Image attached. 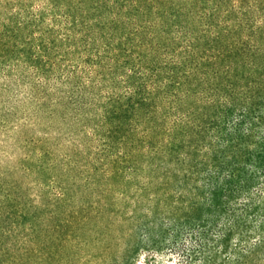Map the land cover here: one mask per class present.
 Instances as JSON below:
<instances>
[{"label":"trees","instance_id":"obj_1","mask_svg":"<svg viewBox=\"0 0 264 264\" xmlns=\"http://www.w3.org/2000/svg\"><path fill=\"white\" fill-rule=\"evenodd\" d=\"M37 1L41 34L27 33L16 11V26L0 27V78L57 104L70 86L76 120H94L98 134L82 165L64 158L66 171L48 151L28 158L30 172L49 170L47 182L66 204L47 207L41 219L32 212V227L39 222L44 233L34 232L36 247L25 255L40 256L47 245L49 258L73 251L129 264L144 250L131 227L148 233L157 222L168 235L193 234L189 252L177 248L186 264L205 233L222 240L224 222L261 223L264 0ZM8 39L13 44L3 45ZM77 184L89 190L74 192ZM0 190V220L17 227L28 215L22 197L8 185ZM50 213L55 223L46 225ZM253 246L238 264L264 262V242ZM5 247L0 264H21Z\"/></svg>","mask_w":264,"mask_h":264},{"label":"rangeland","instance_id":"obj_2","mask_svg":"<svg viewBox=\"0 0 264 264\" xmlns=\"http://www.w3.org/2000/svg\"><path fill=\"white\" fill-rule=\"evenodd\" d=\"M38 3L37 0L28 1V3L23 0H0V12H2L0 27L2 28L4 25L3 29H9L11 26L14 28L18 21L14 15L16 11L21 15V20L24 21V30L27 33L38 30L40 32L38 34H41L44 30L40 27L41 22L36 19L38 23L35 24L32 16L36 14L32 11L35 10L34 6ZM13 41L5 40L3 45L13 44ZM20 43H22L21 40L18 44ZM33 44L37 46L39 41ZM0 65L2 66L1 62ZM19 83L14 79L0 78V184L2 186L8 185L10 188H15L16 192L18 191L13 195L20 194L22 197L20 202L26 208L23 213L28 215L26 218H21L17 227L11 226L9 220H0L4 229L0 234V245L6 246L5 248H8L12 253L11 255L18 258L21 264H105L90 261L88 257L80 258L73 251L67 256L60 257L57 255L49 258L42 251L46 250L47 245H40V256L31 257L24 254L25 250L35 245V242L30 239L34 232L40 233L39 222L36 225V230L35 226L32 227L35 225L32 223V212H36L35 215L38 216L36 218L41 219L42 210L47 207L54 210L58 206L59 210L63 211L66 204V202H61L62 200L59 201L55 197L52 185L48 184L47 174L49 170L45 167L44 173L30 172V167L26 165L28 158L37 151H48L59 160L60 169L66 171L63 168L66 167L63 165L66 164L64 158L76 160L79 165H82L91 155V151L93 152L91 149L95 144L93 145L92 142L95 141V135L98 132L94 120H88L86 117H80L76 120L75 110L70 106L69 98L66 96V93L72 92L70 86L62 87L59 90L60 99L63 101L57 104L56 100L53 99L54 95H47L48 97L44 100L40 99L41 96L36 94L35 90L31 92L28 86ZM52 99L54 100L53 103L51 102ZM82 101H87V95H84ZM91 126H94L93 130ZM131 143L132 141L129 142V145ZM3 189L6 192L4 187ZM72 189L74 192L78 193L81 190L84 193L89 190V187L77 184ZM0 194H2L1 190ZM3 199L1 197L0 200ZM8 206L9 209L10 205ZM67 213L68 211L65 212V214ZM47 216L49 214H46ZM30 220L31 228L25 230V221L29 222ZM231 222L230 220L224 222L225 227L223 226L220 232L222 240L216 238L209 240V236L205 237L207 234L205 233L202 236L201 247L192 248L193 252L188 256L186 264H238L246 250L254 248L255 239L264 242V219L256 226L251 219L246 221L243 218L239 222L234 219V222ZM52 223H55V219L54 214L50 213L48 219H45V224L51 225ZM150 228V231L146 233V230L137 224L131 227V231L136 234V239L139 244H142L144 250L137 252L129 264H179L177 248L186 247V251L190 249V242L195 238L193 234H190L188 240H185V234H178L179 230L173 235H168L159 230L157 222H152ZM187 228L191 227L186 226ZM43 233L42 230L40 234ZM145 234L147 235L146 238L144 237ZM198 234L201 236L200 232ZM172 243L175 247H171ZM55 248L59 249L60 246L56 244ZM187 254L189 255V253ZM3 256V253L0 252V258Z\"/></svg>","mask_w":264,"mask_h":264}]
</instances>
